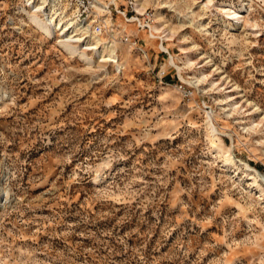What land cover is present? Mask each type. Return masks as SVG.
Returning <instances> with one entry per match:
<instances>
[{"label":"rangeland","instance_id":"374dc122","mask_svg":"<svg viewBox=\"0 0 264 264\" xmlns=\"http://www.w3.org/2000/svg\"><path fill=\"white\" fill-rule=\"evenodd\" d=\"M263 116L264 0H0V264H264Z\"/></svg>","mask_w":264,"mask_h":264},{"label":"bare ground","instance_id":"6f19581e","mask_svg":"<svg viewBox=\"0 0 264 264\" xmlns=\"http://www.w3.org/2000/svg\"><path fill=\"white\" fill-rule=\"evenodd\" d=\"M40 9H42V7H40L39 10ZM35 13H37V12H35ZM54 15L55 14L51 15V17L47 16L45 18V20L40 18L36 14H28L27 18H28V22L32 26L41 29L43 32L50 33V27L51 26H53L55 28V30L57 29V30H59V32L61 31V36H60V39L57 40V45L66 54L73 56V57H76L79 61H81L83 63H85V62L88 63L89 58H88L87 53L89 51H99V48H97V45L99 44V41H100L98 39V36L93 38L94 40H96L95 45H93V44L82 45L84 42H86V38H88V36H86V35H89L91 33V30H89L88 27H86V29L84 30L85 27H84V25L82 26V24H79V26H77V25L75 26L74 23L66 24L65 22H63V18L56 20ZM227 15H228L230 21L234 22V21L240 20V13L239 12L231 11V12L227 13ZM56 21H58V22H56ZM73 26H75L74 29H73ZM76 27H78V28H76ZM70 29H73L72 36L68 37L67 33L69 32ZM152 30L157 31L158 29L153 28ZM73 39H75L74 42L72 41ZM76 43H78V44H76ZM83 46H84V48H82ZM102 53L105 56H102ZM102 53H101L102 59H104L105 61H107L109 63H115L117 66H119L118 60L115 59V58L118 59V54L112 46L103 47ZM105 58H107V59H105ZM171 63H173V61H171ZM188 64H190V63L188 62ZM227 98L230 99L229 96H227L226 99ZM263 121H264V116L261 118L260 123L254 124L253 122H251L244 129L247 132H253L256 134H260V133H262V131L260 130L259 126L261 125V123ZM216 132H217V130L212 125L209 126L208 133L212 138L219 141V147L221 150L223 148V143L221 142V140L219 138H216L217 137ZM261 143L264 144V140ZM222 157L224 158L225 163H227V164L232 163V154H231V151L229 148H227L226 154L223 155ZM246 171H247V169H246ZM250 180L252 181L251 185L256 186L260 190L259 191V197L264 198V177H262L259 173H254L253 175L250 176ZM260 182L262 183L261 185H260ZM262 186H263V188H262Z\"/></svg>","mask_w":264,"mask_h":264},{"label":"built area","instance_id":"2783aa9c","mask_svg":"<svg viewBox=\"0 0 264 264\" xmlns=\"http://www.w3.org/2000/svg\"><path fill=\"white\" fill-rule=\"evenodd\" d=\"M47 3V2H46ZM48 6V5H47ZM46 6V7H47ZM46 9V8H45ZM47 11H48V9H47ZM78 22H82V23H84L85 24V22H84V20H79ZM76 23H77V21H76ZM85 26H86V24H85ZM92 28V27H91ZM101 31V28L100 27H97L96 28V30H94L93 31V33L96 35V34H99V32Z\"/></svg>","mask_w":264,"mask_h":264}]
</instances>
